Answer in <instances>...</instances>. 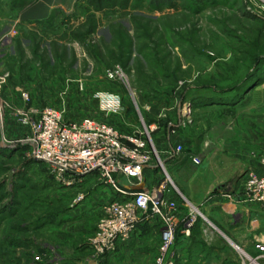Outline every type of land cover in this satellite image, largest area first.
Returning <instances> with one entry per match:
<instances>
[{"label": "rangeland", "instance_id": "1", "mask_svg": "<svg viewBox=\"0 0 264 264\" xmlns=\"http://www.w3.org/2000/svg\"><path fill=\"white\" fill-rule=\"evenodd\" d=\"M90 1L0 0V264H154L158 253V229L96 252L90 240L98 214H90V196L78 203L44 164L29 159V108L51 107L65 121L89 117L123 136L143 132L156 116L173 124L178 108L186 112L182 130L199 148L190 157L195 165L178 171L176 182L170 176L182 197L191 181L193 199L215 184L232 196L229 180L264 159V86L241 85L258 62L264 69V16L251 13L249 0H112L126 1L125 8L102 12ZM116 65L126 82L106 77ZM232 88L238 92L227 94ZM220 92L235 104L224 110L186 104ZM99 94L120 98L123 110L101 111ZM254 237L264 245V233ZM217 239L209 227L204 241Z\"/></svg>", "mask_w": 264, "mask_h": 264}, {"label": "built area", "instance_id": "2", "mask_svg": "<svg viewBox=\"0 0 264 264\" xmlns=\"http://www.w3.org/2000/svg\"><path fill=\"white\" fill-rule=\"evenodd\" d=\"M249 2L251 13L264 16V0ZM105 74L112 81H127L119 65ZM97 97L101 111L118 114L123 110L120 98L102 94ZM26 101L29 102V97ZM186 114L181 113L177 121L169 125V135L187 126L189 119ZM24 123L30 126L28 143L32 152L29 159L44 164L56 186L74 193L78 203H84L98 187L111 191L113 200L102 205L90 240V245L101 255L114 251L117 245L124 244L140 232L141 225L147 224L160 230L154 264H178L177 261L186 264L185 258L179 255L177 234L189 239L199 223L205 227V233L209 227L214 228L200 206L190 204L180 196L166 165L159 158L151 142L152 133L158 129L157 124L145 128L143 132L123 136L115 126L89 117L65 121L61 113L48 106L29 108ZM182 151V146L175 145L166 154L169 159L176 160ZM192 161L197 163L195 159ZM261 164L262 175L250 176L240 200L233 202L231 196L225 198L234 204L264 205V159ZM151 165L158 174L152 187L137 190L123 188V179L140 185L144 170ZM88 181L92 184L87 186ZM178 205L189 209L182 223L176 214ZM259 250L264 257V245H259ZM251 263L254 261L250 260Z\"/></svg>", "mask_w": 264, "mask_h": 264}, {"label": "crops", "instance_id": "3", "mask_svg": "<svg viewBox=\"0 0 264 264\" xmlns=\"http://www.w3.org/2000/svg\"><path fill=\"white\" fill-rule=\"evenodd\" d=\"M259 65L260 64L258 62V66L255 69V74H252V77L247 79L246 82L241 83V85L249 86V84L254 83L252 87L255 88L258 86H264V69ZM260 69L263 70L260 71ZM232 100L233 99H229L225 94L214 98L189 101L186 102V104L192 110L199 108H216L224 110L229 106L231 107L232 104H235ZM181 113L182 111L178 108L176 111L177 119L180 117ZM154 118L155 122H153V124H157L159 120L165 119L164 117L159 119L158 116ZM208 135L209 132L204 133L202 141L204 139L208 140ZM159 137L163 140V144L159 141ZM156 139L159 141L157 142L156 140V143H158V149L155 148L158 150V154L160 156L159 158L161 159L162 163L166 165L170 176L174 182H176V174L178 171H182L187 163L191 162L190 164H196L192 163L190 157L197 156V148H199L198 139L192 135H188L185 130H179L174 135H169V132H166V134L160 133L156 135ZM175 145L182 146L185 151L186 157L183 158L182 162L180 157H178L176 160H171L166 154ZM159 147L162 149H159ZM241 158L244 159V155L241 156ZM248 163L249 165L245 173H242L237 178H235L234 183L232 182L233 180H229L228 182L229 184H232L234 190L233 195L231 196L233 202L241 199L242 193L245 189V183L251 175L261 176L263 173L260 161ZM157 179L158 174L151 165L149 168L144 170V179L140 185L132 184L131 182L124 179L122 180V185L126 190L150 188L155 184ZM191 182L188 183L187 187H183L185 188L182 193L184 196L183 198H185L190 204H193L197 207L200 206L205 218L212 223L214 227L212 229L217 234H219L221 239L213 241L210 245L207 244L204 241V236L207 235V232L205 233V227L200 223L193 229L192 235L189 239L181 238L178 233L176 236V241L177 247L179 249V255L180 257L185 258L184 260L187 261L186 264H199L201 262L208 264H250V260L254 261V263L251 264H264V257H261L259 245L254 244V236L264 233L262 232L264 230H261L259 227L260 219L264 217V205L254 206L249 204L231 203L229 199L225 198V196L229 195L220 194L219 191L221 186L224 187L225 184L207 186L201 197H196L193 199L190 197L192 193L187 192V189L193 186L191 185L193 184ZM91 184L92 182L88 181L87 186ZM194 184L196 185L197 183ZM180 192H182V190ZM90 194L92 203L90 204L91 209H89V211H91V215L101 214L102 205L113 200L111 191L102 187L96 188ZM172 198L174 200L176 199L175 197ZM81 206L83 209L85 205L81 204ZM188 212L189 209L187 207L178 205L176 214L180 223H182V221L186 218ZM217 212L221 213V219L220 216L215 217ZM240 230H245V232H243L244 237L240 236L242 233ZM148 232H150V230L146 229L143 233L148 234ZM177 263L182 264L179 263V261H177Z\"/></svg>", "mask_w": 264, "mask_h": 264}, {"label": "trees", "instance_id": "4", "mask_svg": "<svg viewBox=\"0 0 264 264\" xmlns=\"http://www.w3.org/2000/svg\"><path fill=\"white\" fill-rule=\"evenodd\" d=\"M89 5H91L90 7L95 9L96 11L98 12H102V11H110V10H120V9H117V8H125L126 6V1L124 4H118L116 3L115 1H112V0H94V1H90ZM124 5V7H122ZM263 21H264V18H263ZM121 67V65H119ZM123 67H125V65H122ZM122 68V67H121ZM231 92H238L237 91V88H232L231 90L227 91L226 93H231ZM226 93L224 92H220V96L222 95H225ZM222 94V95H221ZM167 119H161L157 122V126H158V129L152 133L153 135H157V134H166V132H168V129H169V125L171 124L170 122L166 121ZM173 123V122H172ZM174 124V123H173ZM182 130V129H180ZM183 152L184 149H183ZM34 164L38 165V164H41V163H36V162H33ZM146 229H158V227L156 226H149L147 224H144V225H141L140 226V232L143 233ZM159 235V233H158Z\"/></svg>", "mask_w": 264, "mask_h": 264}]
</instances>
